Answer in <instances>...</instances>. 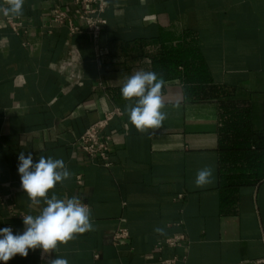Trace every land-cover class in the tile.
<instances>
[{
  "label": "crops",
  "instance_id": "1",
  "mask_svg": "<svg viewBox=\"0 0 264 264\" xmlns=\"http://www.w3.org/2000/svg\"><path fill=\"white\" fill-rule=\"evenodd\" d=\"M107 2L98 40L54 24L60 6L82 27L75 0H25L24 14L14 16L25 27L20 36L0 12V228L22 233L23 215L45 206L21 187L20 152L34 163L63 159L72 175L49 198L81 196L93 225L56 253L30 249L8 264L56 256L69 264L264 260V0ZM69 58L73 65L62 66ZM141 69L163 76L168 113L160 129L144 134L130 124L120 91ZM115 109L122 116L107 130L106 167L77 141ZM206 165L214 183L196 188ZM123 228L129 238L116 245Z\"/></svg>",
  "mask_w": 264,
  "mask_h": 264
},
{
  "label": "clouds",
  "instance_id": "2",
  "mask_svg": "<svg viewBox=\"0 0 264 264\" xmlns=\"http://www.w3.org/2000/svg\"><path fill=\"white\" fill-rule=\"evenodd\" d=\"M24 4L25 0H3L0 12L5 16L20 17L24 14ZM165 85L162 75L143 69L127 77L123 83L121 95L129 101L125 105V112L138 132L144 134L149 130H158L167 119L163 92ZM179 106L180 101L177 100L173 107ZM18 159L23 191L33 205L43 202L45 206L37 216L23 215L22 233L14 234L11 227L0 228V261L4 264L16 255L27 257L30 249H42L44 254L56 253L58 245L67 244L77 234L93 230L90 208L82 202L81 196L59 199L53 193L49 198V191L72 175L63 159L40 156L38 162L34 163L32 154L25 156L24 152H20ZM214 180V169L206 165L197 171L195 187H206ZM154 231L165 234L163 228L157 227ZM47 264H69V261L56 256L49 259Z\"/></svg>",
  "mask_w": 264,
  "mask_h": 264
},
{
  "label": "built area",
  "instance_id": "3",
  "mask_svg": "<svg viewBox=\"0 0 264 264\" xmlns=\"http://www.w3.org/2000/svg\"><path fill=\"white\" fill-rule=\"evenodd\" d=\"M75 5L79 8L83 7L79 10V20L83 24L82 27L74 25L73 20L60 6H56L52 11V20L54 24L57 27H68L70 36L85 31L91 35L94 40H98L108 26V19L106 17L108 11L107 0H75ZM6 23L15 36H20L25 29L20 18L14 16H6ZM73 62V59L71 60V58H69V60L62 63V66L70 67L73 65ZM70 77L72 79L76 78L73 72L70 73ZM121 116L122 112L120 109H115L106 113L102 119L89 127L78 139L77 146L87 158L92 161L99 159L106 167L111 165L109 148L111 137L107 134V130L111 123ZM78 183L82 185L83 182L81 178H79ZM128 238V230L124 228L119 229L113 236V242L118 245L120 242L127 240ZM178 243L179 239H169L166 241V244L169 246H176ZM0 263L4 264L2 261H0ZM250 264H264V260L251 262Z\"/></svg>",
  "mask_w": 264,
  "mask_h": 264
},
{
  "label": "trees",
  "instance_id": "4",
  "mask_svg": "<svg viewBox=\"0 0 264 264\" xmlns=\"http://www.w3.org/2000/svg\"><path fill=\"white\" fill-rule=\"evenodd\" d=\"M255 177H259V176H257V174H256ZM245 178H247V177H246V176H241V177H240V179H245Z\"/></svg>",
  "mask_w": 264,
  "mask_h": 264
}]
</instances>
